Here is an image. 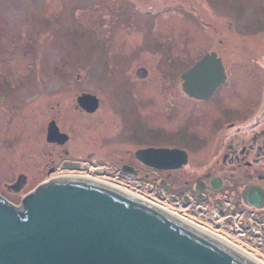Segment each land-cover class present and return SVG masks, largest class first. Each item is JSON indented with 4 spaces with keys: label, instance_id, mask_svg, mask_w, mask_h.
<instances>
[{
    "label": "flooded vegetation",
    "instance_id": "obj_1",
    "mask_svg": "<svg viewBox=\"0 0 264 264\" xmlns=\"http://www.w3.org/2000/svg\"><path fill=\"white\" fill-rule=\"evenodd\" d=\"M230 11V17L236 18L231 23L223 21L226 26L222 31L229 36L231 51L235 50L250 71L226 67V71L215 73L213 81L217 85L208 98L187 93L181 78L187 69L180 73L182 82L175 98L168 90L174 85H157L165 103L155 96L152 71H142L140 76L138 69L130 75L126 71H48L69 82L48 91L40 85L44 79L38 68L26 67L21 57L36 48L32 36L27 47V31L25 27L19 29L25 21L20 20L12 32L8 30L10 21L2 18L0 95L6 104L20 108L25 90L36 83L37 105L49 102L51 115L46 122L43 149L56 154L48 159L49 174L81 173L92 165L95 171L116 180L129 174L147 178L152 171L162 172L165 177L174 174L181 178L182 187L169 199L164 194L171 183L163 180L157 186V197L162 202L264 261V54L258 53L264 47L260 46L264 10L256 8L253 12L247 8L246 15H241L239 9ZM0 15L6 18L3 12ZM123 20L120 25L132 24ZM104 35L102 41L108 42V30ZM211 52L222 57L212 49L200 58ZM24 69L37 73L28 75L22 73ZM84 93L98 98L96 110L80 105L78 98ZM66 114L76 117L66 119ZM51 123L56 130L52 140ZM21 131L6 134L5 143L8 138L13 141L9 148H19ZM150 148L182 149V166H155L154 159L151 162V158L139 156L141 150Z\"/></svg>",
    "mask_w": 264,
    "mask_h": 264
},
{
    "label": "rangeland",
    "instance_id": "obj_2",
    "mask_svg": "<svg viewBox=\"0 0 264 264\" xmlns=\"http://www.w3.org/2000/svg\"><path fill=\"white\" fill-rule=\"evenodd\" d=\"M247 8L253 12L256 8L264 10V0H0V14L3 12L6 16L0 15V18L10 21L8 30L12 32L20 20L25 21L26 25L20 24L19 29L25 27L27 31V47L32 36L36 48L21 57L26 67L38 68L44 79L40 85L48 91L69 83L54 76L55 71H126L130 75L145 67L153 73L155 96L165 103V96L157 85H174L168 90L175 98L182 82L180 73L199 60L206 50L218 51L224 58L225 68L250 71L235 55V50L231 51L229 36L222 31L226 26L223 21L236 18L230 17V10L239 9L241 15H246ZM125 18L128 19L125 22L132 24L120 25L119 21ZM106 30L108 42L102 41ZM263 45L264 39L260 46ZM258 53L263 55L264 47ZM37 71L24 69L22 73L29 75ZM48 71L54 72L50 75ZM37 90L36 83L27 87L24 102L16 109L6 104L0 95V179L4 195L16 204L40 175L62 177L70 174L61 171L49 174L48 159L56 154H48L43 143L51 106L45 100H42L43 106L37 105ZM66 115L70 120L76 117L75 114ZM18 131H21L19 148L13 150L8 145L13 141L8 138L5 143L4 137ZM93 166L89 170L80 168L81 173L71 175L106 178L156 200H160L157 186H161L163 180L171 183L164 194L169 199L182 187L181 178L174 174L165 177L162 172L152 171L146 178L119 173L123 179L114 181L107 176L109 174L95 171ZM20 175H26V182L14 190L11 185Z\"/></svg>",
    "mask_w": 264,
    "mask_h": 264
},
{
    "label": "water",
    "instance_id": "obj_3",
    "mask_svg": "<svg viewBox=\"0 0 264 264\" xmlns=\"http://www.w3.org/2000/svg\"><path fill=\"white\" fill-rule=\"evenodd\" d=\"M148 71L145 67L139 68ZM225 71L216 52L181 75L186 91L208 98L215 73ZM87 110L98 98L84 93ZM49 126V138L55 133ZM52 138V139H51ZM139 156L155 166L179 168L182 149L150 148ZM26 182L20 175L12 188ZM0 192L4 195L1 179ZM0 193V264H260L261 259L215 234L169 204L86 181L40 175L17 204ZM162 202V203H161ZM178 210V209H177Z\"/></svg>",
    "mask_w": 264,
    "mask_h": 264
},
{
    "label": "bare ground",
    "instance_id": "obj_4",
    "mask_svg": "<svg viewBox=\"0 0 264 264\" xmlns=\"http://www.w3.org/2000/svg\"><path fill=\"white\" fill-rule=\"evenodd\" d=\"M62 179H69V180H79V181H86V182H90L93 184H97V185H101V186H106V187H110V188H114V189H118V190H122V191H126L129 193H133V194H137L138 193H134L132 190L121 186L115 182H111L110 180L106 179V178H98V177H91V176H83V175H63L61 177ZM143 196V195H141ZM260 264H264V261L261 259Z\"/></svg>",
    "mask_w": 264,
    "mask_h": 264
}]
</instances>
